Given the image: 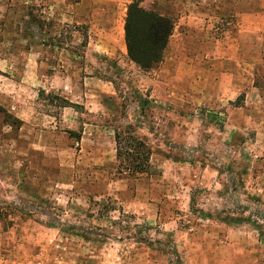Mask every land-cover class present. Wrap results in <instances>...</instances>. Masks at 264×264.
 Instances as JSON below:
<instances>
[{
    "label": "rangeland",
    "instance_id": "obj_1",
    "mask_svg": "<svg viewBox=\"0 0 264 264\" xmlns=\"http://www.w3.org/2000/svg\"><path fill=\"white\" fill-rule=\"evenodd\" d=\"M48 1L0 0V51L7 49L1 46L2 41L12 43L14 48L12 53L4 52L0 56L11 54L17 66L13 75L2 74L0 93L16 97L20 104L24 99L34 102L38 87L26 85L24 88L17 79L11 78H19L26 63V56L22 55L26 50L23 39L33 37L37 30L61 32L65 44L71 39L72 26L69 29L62 22H56L55 26L46 19V12L51 11L45 3ZM125 1H128L127 16L128 6L134 0ZM243 1L145 0L142 4L145 10L173 23L163 60L144 71L131 64L129 59L124 62L110 59L102 70L108 73V76L103 75L113 82L116 94L102 107L94 98L81 101L82 105L75 108L78 116L72 132L62 119L64 103L58 93L47 94L42 90L36 99V109L48 116L41 123L40 138L26 129L22 132V120L6 107L14 106L13 100L0 103V264H76V258L77 264H86V257L93 251L104 259L88 260L91 264H100V261L114 264L117 254L128 264L144 254L149 256L152 264H167L168 255L176 257L174 250L179 249L180 242L173 246L167 239L152 233V240L162 243L159 247L162 252L156 253L139 242L122 241L117 246L107 239L111 233L123 240L140 234L139 216L132 209L121 215L112 213L118 208L114 192L124 184L130 196L142 177L159 178L162 170L155 163L158 156L197 163L196 170H204L210 164L220 171V186H193L194 207L189 218H184L190 221L185 228L197 227L203 240L213 237L209 231L211 222H225L231 227L221 233V255L228 256L234 251L236 264H264V149L260 147V141L264 139V0H250L247 6H242ZM242 12L252 13L245 21L247 33L240 16ZM207 35L217 39L221 49L226 47L221 51V57L230 56L231 66L236 69L239 79L253 81V84L243 83L241 86L247 87L245 92L240 91L234 100L225 106L221 104L220 108L202 104V96L210 95L212 91L209 84L196 83L199 68H202L196 58V49L199 39H206ZM49 37L50 47L59 43L58 38L54 42ZM229 46L231 50H228ZM75 53L83 56L81 49ZM51 61L54 64V60ZM80 64L58 70L66 73L74 68L77 80L101 71L100 66L94 65L93 69L80 72L86 68V64ZM189 65L191 71H188ZM3 69L11 72L5 66ZM44 73L51 75L49 70ZM252 86L256 90L249 92L248 87ZM173 92L178 94L177 99H164L170 98L168 94ZM181 94L188 99L184 110H180ZM174 108L179 110L175 112ZM232 108L250 114L251 118L234 114L233 119L240 121L237 130L225 129L226 122L220 113L224 110L232 113ZM90 109L109 110V114L94 115ZM56 122L58 126L60 124L59 130L70 134L71 150L66 149L68 142L65 139L56 136ZM86 123L112 129L111 134H102L107 137L105 142L108 137L116 140L119 135L124 156L118 160L116 153L114 162L111 159L105 165L90 161L94 156L84 155L77 146ZM129 135L143 141L151 151L150 165L144 174L136 173L134 166H129V154L133 153L132 148H127ZM167 138L180 147L174 148L170 144L166 147L163 143H168ZM31 142L36 145L31 146ZM56 146L60 148L56 149ZM253 159L255 167L246 179L247 166ZM180 173L185 175L183 170ZM86 191L91 195L85 196ZM115 223H119V227ZM84 231L91 234L89 240L83 236ZM97 231H104L102 238L92 236L98 234ZM226 242L231 243L233 249L227 247ZM191 244L185 243L187 251L194 247ZM187 251H184L186 255Z\"/></svg>",
    "mask_w": 264,
    "mask_h": 264
},
{
    "label": "crops",
    "instance_id": "obj_2",
    "mask_svg": "<svg viewBox=\"0 0 264 264\" xmlns=\"http://www.w3.org/2000/svg\"><path fill=\"white\" fill-rule=\"evenodd\" d=\"M250 2V0H244L241 4L242 6H247ZM45 3H47V7L51 10L48 11V13L46 12L48 16L46 19L48 21L53 22L55 26L56 22H62L64 25L66 24V27H69V29H71L70 26L73 27L70 42L66 44L62 42L63 35L61 32L56 33L55 31L54 33H50V31L45 32L42 30H37L35 34L33 33V37L23 39L26 50L22 55L26 56V63L20 77L15 78L12 76L11 78L17 79L16 81L20 86L21 84L24 85V88H27V86H38L35 93L36 97H34L35 101L33 102L24 99L20 104L17 103L16 97L11 98L6 95V93H0V103L13 100L14 104H11L14 106L6 107L11 108L9 112L22 120L24 124L22 132L26 129L28 132L37 133V135L41 132L40 126L42 121L46 120L48 117L47 115L40 113L35 105L36 99L40 97L42 90H46L47 94L50 92L60 94V98H63V100L71 103L73 106L82 105L81 101L84 102L94 98L97 100L96 103L102 107L110 97H113L116 94V90L112 84L113 82L109 79L106 80L105 78L106 75L108 76V73L106 70L103 72L102 69L106 68L110 59L118 62L128 61L129 59L127 55L124 29L128 1L49 0ZM240 16L244 21V32L247 33V23H245V21L252 17V13L242 12L240 13ZM54 29L56 30V27ZM49 36L52 37V41L54 42H56V38H58L59 43L53 45L54 47H50L48 41H50L51 38ZM72 40L74 41L72 42ZM198 42L201 44L199 43L198 48L196 49V58L198 59L199 66H202V68H199V75L196 79V83L209 84L212 91V94L210 95H203L201 102L206 106H217V108H220L221 104L223 106L229 104L232 99L234 100V98H236L240 91L247 89V87L241 86L243 83L253 84V81L239 79L236 69L231 66L230 56L226 54L221 57L220 53L222 50L225 51L226 47L222 46L223 48L221 49V44L217 39L214 37L210 38L207 35L206 39H199ZM8 43L4 41L1 42V46H5L7 49L5 51L1 50L0 53H12L14 51V48L12 47L13 44ZM78 48L83 50L82 57L75 53L79 50ZM228 50H231L230 46ZM206 54H208V56L205 57ZM4 56L5 57L2 55L0 56V80L3 77L2 74L13 75L12 72L17 70L14 56L11 54H4ZM51 60H54V64H52L53 61ZM56 60L58 61V68L56 67ZM78 62L79 65H81L80 63L86 64V68L81 69L80 72H83V70L87 72V69H93L94 65L100 66L101 71L98 72L99 75L98 73L94 76L85 75L83 78H80V80H77V72H74V68L66 73L64 70H58L65 66H76V63ZM62 64L64 66H62ZM131 64L134 63L131 62ZM4 66L11 72L8 71L7 73V71H4ZM191 68L192 66L189 65L188 71H191ZM45 70H49L51 75L44 73ZM103 74L106 75L104 76ZM6 78L8 77L6 76ZM189 79L190 78L187 80ZM248 90L249 92H253L256 88L252 86L248 87ZM168 95H170V98L164 97L165 100L172 99V97L177 99L178 94L173 92ZM180 97L183 101L180 110H184L187 106L188 99L183 94H181ZM89 101L87 103H89ZM2 106L4 107V105ZM75 108L76 107H64L62 112V119L64 122H67L70 132L74 129V124L77 123L76 116H78V113ZM173 110L177 112L179 109L174 108ZM224 111L220 113L224 116V121L226 122L227 127L225 129H239L238 123L240 121L233 119V117L236 116L234 114H241L245 119H251L250 114L243 113V111L237 109L233 110L232 113H230L229 110ZM89 112L101 116H108L109 114V110L106 111L102 109H90ZM228 114L232 115L227 116ZM55 125L56 136H61L62 140L65 139L68 142L66 149L71 150L72 146L69 143L71 140L69 137L70 134L68 135L67 132L59 130L60 124L58 126L57 122ZM37 126L39 127L35 132ZM84 126L85 128L82 132V136L80 137L79 142H77V146L81 148L80 152L84 155L94 156L89 160L96 165L109 164L111 159L112 162H114L113 160L114 158L116 159L117 153L116 140L114 137H108L107 142L104 140V138L107 139V137H105L106 132L113 130L99 128L88 123L84 124ZM50 128L53 129L54 126H51ZM44 134H48V132H44ZM102 134L105 135L103 136ZM38 137L40 138V135H38ZM167 140V144L163 143L166 147H168L169 144L174 148L180 147V145L171 140V138H167ZM39 143L40 142H38V145ZM260 143V147L264 149V139L260 141ZM30 145L35 146L36 142H31ZM57 147L58 146H56V149ZM107 153L110 157L107 156ZM254 159H256V157H254ZM254 159L247 166L248 175L245 176L246 179L253 172L256 163ZM156 160L155 163L158 164L159 169L162 170L159 178L142 177V179L137 182L136 187L130 196H128L129 189L124 186V184L120 189H116L114 192L116 199L118 200V208L114 209L112 213H119L121 215L127 210L129 211L132 209L134 214H138L139 216L137 224L142 226L140 234L138 233L130 239L123 240L121 237L111 233L108 235L109 237H107V239L117 246L122 243V241H135L148 246L153 252H162L159 248L162 243L157 240H152V235H150L155 233L158 238L167 239L168 242L173 244V246H175L177 242H180L178 250L175 249V251L171 248L176 253V257L168 255L169 262L167 264H236L237 255L234 251H230L228 256H223L219 252V249L221 248L220 244L222 243L221 233L223 230L225 231V228L231 227L229 224L218 221L211 222L212 226H209L211 228L209 231H211L213 237L209 235L210 237L203 238V240H201L202 236L200 235L202 233H199L200 231L197 230V227L193 228V226H191L189 229L185 228L190 221L184 220V218H189V213H192L194 207L193 186H196V184H201L205 188H209L215 184L220 186V171L210 164L206 166L204 170H196L197 163L183 162V160L177 162L171 157L162 158L158 156ZM62 163H65V161L63 160ZM180 170H183L185 175H182ZM262 173L264 176V172ZM186 177L188 179H186ZM72 179H74V177H72ZM158 182L161 183V185H158ZM84 195L89 196L91 194L86 191ZM100 197L102 196L100 195ZM92 219L95 221V218ZM61 224L62 223H60V226ZM115 224L117 225L116 227H119V223ZM75 230L73 229V231ZM89 230L91 232L95 231L93 229ZM84 232L85 235L83 236L89 240L91 234L89 235L88 231ZM103 233L104 231H100L98 234L95 233L92 236L102 238ZM90 241L92 240L90 239ZM186 242L193 243L191 244L192 246L194 245L191 249L189 248L190 251H187L188 248L185 247ZM225 245L233 249L231 243L229 244L226 242ZM184 251H187V255ZM184 255H186V259L183 258ZM173 257L177 261H175ZM93 259H100L102 261L104 257L95 254L93 251L86 257V264L90 263L88 260ZM75 260L77 264V258ZM115 260L116 263L114 264H128L122 257H119L118 254ZM257 260L260 259L257 258ZM101 261L99 263L103 264ZM137 263L152 264L149 256H146L145 254L142 255L139 260L133 259L132 264Z\"/></svg>",
    "mask_w": 264,
    "mask_h": 264
},
{
    "label": "trees",
    "instance_id": "obj_3",
    "mask_svg": "<svg viewBox=\"0 0 264 264\" xmlns=\"http://www.w3.org/2000/svg\"><path fill=\"white\" fill-rule=\"evenodd\" d=\"M145 0H134L127 10L125 20V42L127 55L131 62L144 71H149L163 60L164 53L172 36L173 23L170 19L147 11L142 7ZM62 107H77L63 100ZM127 148H132L129 154L130 167L139 174L147 172L150 165L151 151L143 141L136 140L131 135ZM122 138L116 136L117 158L121 159L123 147ZM128 143V142H127ZM134 164V165H132Z\"/></svg>",
    "mask_w": 264,
    "mask_h": 264
}]
</instances>
